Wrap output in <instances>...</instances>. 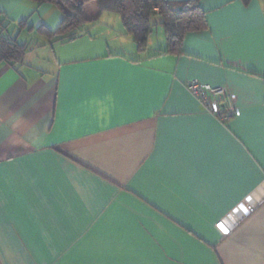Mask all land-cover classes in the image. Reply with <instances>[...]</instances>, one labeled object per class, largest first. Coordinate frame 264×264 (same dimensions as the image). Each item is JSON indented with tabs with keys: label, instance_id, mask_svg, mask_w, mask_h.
<instances>
[{
	"label": "crops",
	"instance_id": "0c3cea01",
	"mask_svg": "<svg viewBox=\"0 0 264 264\" xmlns=\"http://www.w3.org/2000/svg\"><path fill=\"white\" fill-rule=\"evenodd\" d=\"M200 5L207 30L172 55L161 29L143 54L123 26L93 34L105 13L55 42L38 29L60 10L0 0V33L30 45L0 64V264H264V0Z\"/></svg>",
	"mask_w": 264,
	"mask_h": 264
},
{
	"label": "trees",
	"instance_id": "16d2710c",
	"mask_svg": "<svg viewBox=\"0 0 264 264\" xmlns=\"http://www.w3.org/2000/svg\"><path fill=\"white\" fill-rule=\"evenodd\" d=\"M36 7L50 4L60 10L64 19L59 29L52 33L43 26L38 32L55 42L76 40L85 32V27L98 21L104 13L120 16L125 32L133 38L137 52L148 50L150 36L157 26L164 29L166 53L179 55L185 37L189 33L205 31L208 28L206 12L201 0H191L180 4H170L167 0H25ZM248 3L251 0H242ZM95 4L96 11L87 13V6ZM5 20H0V28L7 29ZM19 28L25 29L27 23L22 21ZM0 33V64L18 67L24 64L30 52L29 44H21L15 38Z\"/></svg>",
	"mask_w": 264,
	"mask_h": 264
},
{
	"label": "built area",
	"instance_id": "2783aa9c",
	"mask_svg": "<svg viewBox=\"0 0 264 264\" xmlns=\"http://www.w3.org/2000/svg\"><path fill=\"white\" fill-rule=\"evenodd\" d=\"M188 91L206 110L222 123L240 115L238 97L226 87H214L200 81H190Z\"/></svg>",
	"mask_w": 264,
	"mask_h": 264
},
{
	"label": "rangeland",
	"instance_id": "374dc122",
	"mask_svg": "<svg viewBox=\"0 0 264 264\" xmlns=\"http://www.w3.org/2000/svg\"><path fill=\"white\" fill-rule=\"evenodd\" d=\"M86 10H87L88 14L94 13L96 11L95 4H93V3L89 4L87 6ZM87 26H90V25H87ZM122 26H123V24H122L121 18L117 14L105 13L104 18L100 21V24H98L97 26H92V24H91V26L88 27V29H90V31H92L93 34H95L96 33L95 28H98V27H100V28L109 27L111 29L113 28L114 31L116 32L120 29V28L118 29V27H122ZM156 29H161V31L164 32V29L161 26H157ZM156 29L153 33V36H154L155 43L159 44L160 37L158 38V35H157L158 31H156ZM161 31H160V33H161Z\"/></svg>",
	"mask_w": 264,
	"mask_h": 264
}]
</instances>
